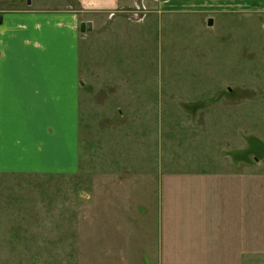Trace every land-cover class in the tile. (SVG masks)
Masks as SVG:
<instances>
[{"label": "rangeland", "instance_id": "obj_1", "mask_svg": "<svg viewBox=\"0 0 264 264\" xmlns=\"http://www.w3.org/2000/svg\"><path fill=\"white\" fill-rule=\"evenodd\" d=\"M123 2L85 39L79 173H0V264H264V0Z\"/></svg>", "mask_w": 264, "mask_h": 264}, {"label": "crops", "instance_id": "obj_2", "mask_svg": "<svg viewBox=\"0 0 264 264\" xmlns=\"http://www.w3.org/2000/svg\"><path fill=\"white\" fill-rule=\"evenodd\" d=\"M35 1L0 10V173L74 175L82 163L85 39L125 4ZM84 22L92 29L82 31Z\"/></svg>", "mask_w": 264, "mask_h": 264}, {"label": "water", "instance_id": "obj_3", "mask_svg": "<svg viewBox=\"0 0 264 264\" xmlns=\"http://www.w3.org/2000/svg\"><path fill=\"white\" fill-rule=\"evenodd\" d=\"M29 2H30V0H29ZM2 21H3V16L0 15V22H2ZM213 23H214L213 18H209L208 19V25L211 26V25H213ZM81 28H82V31L91 30L92 29V23L91 22H84V23H82Z\"/></svg>", "mask_w": 264, "mask_h": 264}]
</instances>
